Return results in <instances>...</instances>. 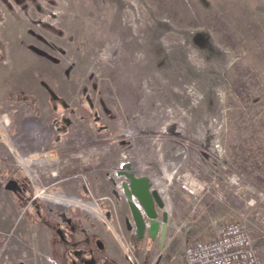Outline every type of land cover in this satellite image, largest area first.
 Returning <instances> with one entry per match:
<instances>
[{"label":"rangeland","instance_id":"rangeland-1","mask_svg":"<svg viewBox=\"0 0 264 264\" xmlns=\"http://www.w3.org/2000/svg\"><path fill=\"white\" fill-rule=\"evenodd\" d=\"M124 163L163 198L162 245L136 239ZM58 212L95 264H131L122 238L136 264H184L226 221L264 255V0H0V264H71Z\"/></svg>","mask_w":264,"mask_h":264},{"label":"built area","instance_id":"built-area-1","mask_svg":"<svg viewBox=\"0 0 264 264\" xmlns=\"http://www.w3.org/2000/svg\"><path fill=\"white\" fill-rule=\"evenodd\" d=\"M191 185L198 188L197 180L194 179ZM105 199L110 198L106 196ZM92 206L97 215L104 214L97 200ZM262 226L264 228V216ZM132 230L135 233V228ZM262 238L264 239V234ZM121 244L127 260L131 264H136L132 255L134 245L124 238ZM182 256L184 264H264V255L260 252V246L254 243L247 228L238 221H226L220 224L212 238L193 239L188 242L183 248Z\"/></svg>","mask_w":264,"mask_h":264},{"label":"water","instance_id":"water-1","mask_svg":"<svg viewBox=\"0 0 264 264\" xmlns=\"http://www.w3.org/2000/svg\"><path fill=\"white\" fill-rule=\"evenodd\" d=\"M43 85L48 90L51 100L58 98V95L46 83L43 82ZM97 120L98 117L95 118V121ZM69 123L70 119L66 118L65 124L68 125ZM117 174L124 177L121 186L134 224L136 239L139 241L145 236L151 238L159 236L162 245L167 232L168 212L162 210L164 201L161 194L152 187L148 176L137 175L131 169L129 163H124L123 168L117 170ZM4 187L11 190H20L18 182L14 179H8ZM109 214L107 212V215ZM97 246L102 247L101 241H97Z\"/></svg>","mask_w":264,"mask_h":264},{"label":"flooded vegetation","instance_id":"flooded-vegetation-1","mask_svg":"<svg viewBox=\"0 0 264 264\" xmlns=\"http://www.w3.org/2000/svg\"><path fill=\"white\" fill-rule=\"evenodd\" d=\"M48 91V90H47ZM54 107H56V103L59 102L61 105H66L64 101H62L59 97L57 99H54ZM65 119L64 123L59 127L56 126V129H62L65 127ZM121 177V176H120ZM18 185L20 187V190L18 193H25L27 190L26 184L22 181H17ZM85 187V186H84ZM58 224L54 226V232L55 234L65 242V244L68 246V249L66 250L67 257L69 258L71 264H95L96 258L93 247L89 246V238L85 237L88 243V246H78L74 235L77 232L83 233L84 229L82 227L77 226L75 221L73 220L74 217L66 215L63 212H58ZM151 238V237H149ZM97 241L95 240V244L97 245Z\"/></svg>","mask_w":264,"mask_h":264},{"label":"crops","instance_id":"crops-1","mask_svg":"<svg viewBox=\"0 0 264 264\" xmlns=\"http://www.w3.org/2000/svg\"><path fill=\"white\" fill-rule=\"evenodd\" d=\"M60 182V180H56L54 183H59ZM53 183V184H54ZM83 190L85 191V192H87V189L85 188V187H83ZM103 195H106V194H102V193H97L96 194V196L97 197H102ZM116 217L114 216V215H110V219H106V223H109V222H111L112 220H114ZM73 220L75 221V223L76 224H78V225H80V226H83V217H80V216H77V217H74L73 218ZM92 227V229H93V231L92 232H95L94 230H95V225H92L91 226ZM106 228H110L109 227V225H107L106 226ZM84 230H85V228H84ZM90 230V229H89ZM108 231H107V229L105 230V231H103V233L105 234V236H106V240L108 241V244L110 245V244H112L113 242H114V238H116V234L112 231V233H107ZM87 234H90V232L88 231V233ZM78 234L76 233L74 236H77ZM90 237V236H89Z\"/></svg>","mask_w":264,"mask_h":264}]
</instances>
